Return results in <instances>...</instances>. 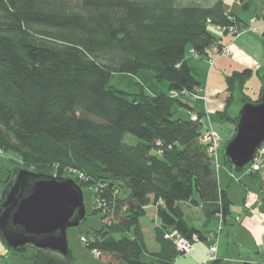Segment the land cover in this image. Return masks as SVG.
Masks as SVG:
<instances>
[{
  "label": "trees",
  "instance_id": "1",
  "mask_svg": "<svg viewBox=\"0 0 264 264\" xmlns=\"http://www.w3.org/2000/svg\"><path fill=\"white\" fill-rule=\"evenodd\" d=\"M238 1L250 9L252 0ZM233 26L242 32L250 24L224 0H0V151L18 154L35 172L55 169L66 177L69 170L83 177L76 180L82 187L98 186L94 196L107 220L87 232L86 245L111 263L174 264L182 252L173 232L209 242L216 233L189 224L186 202L202 204L209 219L231 214L232 201L201 138L205 114L181 98L188 96L173 93L198 94L190 48L215 59L226 48L217 31L241 33L228 30ZM143 74L147 82L137 78ZM251 74L245 68L227 77L228 105ZM163 80L169 91L160 88ZM261 95L245 103L260 102ZM175 105L197 112L175 117ZM218 116L237 125L228 107ZM127 134L137 141L126 142ZM221 152L227 164L245 168ZM248 174L264 212V169ZM150 204L159 219L156 250L148 247L142 223ZM27 246L31 264H74L69 256Z\"/></svg>",
  "mask_w": 264,
  "mask_h": 264
},
{
  "label": "crops",
  "instance_id": "2",
  "mask_svg": "<svg viewBox=\"0 0 264 264\" xmlns=\"http://www.w3.org/2000/svg\"><path fill=\"white\" fill-rule=\"evenodd\" d=\"M233 4L235 5L236 1H234ZM224 6L227 10L248 21L249 24L251 23L256 30H244L238 35L217 31V35L221 39V43H223V45L227 48V51L215 56L210 51L215 58L214 62L211 64L208 57L195 55L193 50L190 48V52L187 55V61L198 73V79L201 82V87L198 88L200 90L198 94L204 95L202 100H200V105H194V107L197 111L199 110L204 112L205 127L217 130L221 134L222 140H226L228 143L236 134V124L231 119L218 116V113L223 112L228 107L230 113L237 117L242 105L245 103V97L256 100L248 93V82L255 75L254 70L256 71L260 68V70H263L262 72H264V0H252L251 7L248 10L250 11L254 7L256 10V16L246 17L241 11L234 8L235 6H228L227 0H224ZM253 18H255V21L252 23L251 20ZM245 68H250L252 74L249 78H247L244 84L243 92L237 91L232 103L228 105L230 92L228 90L227 77L234 72H241ZM261 81L262 84L256 98H258L262 93L264 74L261 75ZM238 102H240L237 105L238 114H234L232 113L231 107L234 103ZM197 111L191 110L190 117H193ZM214 112L217 114L213 115ZM224 164V173L218 172L220 187L227 190L232 201L231 194L228 190L229 188L224 186V177L227 175L232 178L233 171L229 167V164L226 163L225 159ZM248 178L254 181L251 177ZM243 180L244 177L240 178L241 184L245 186L246 180ZM258 195L259 191L253 196L255 199L253 200L252 197L248 202V197H244L247 210L242 216H233L231 206V214L226 218V220H223V218L219 216H213L210 219L209 217L207 218L203 212L202 204H200V206H194L190 202H186L184 204L185 217L187 220H191V222L188 220L189 224L204 230V233L207 235L216 233L214 237L210 238L209 242H204L206 255L208 254L209 245L211 243H215L218 247V259L212 264H244L247 261L254 263L264 262V251L262 250L264 243V212L261 211L260 207L258 209L259 213L257 214H254L253 210L254 205L259 206ZM195 198L198 201L199 197L195 196ZM153 210L154 212L151 220L154 223V227H152L154 231V228L159 223V219L157 209L153 204H150L147 207L146 216H148ZM219 226L222 227L220 230ZM143 229L146 231L144 226ZM152 237L154 239V234H152ZM153 246V250L158 248V244L156 242ZM195 247L191 253H188L189 256L196 249ZM177 261L178 257L175 259L174 263L176 264ZM181 264H202V260L190 258L188 261H184Z\"/></svg>",
  "mask_w": 264,
  "mask_h": 264
},
{
  "label": "water",
  "instance_id": "3",
  "mask_svg": "<svg viewBox=\"0 0 264 264\" xmlns=\"http://www.w3.org/2000/svg\"><path fill=\"white\" fill-rule=\"evenodd\" d=\"M236 122L225 155L243 168L264 143V85L261 101L244 103ZM87 216L84 191L75 179L22 169L0 210V231L9 248L31 245L67 256V231Z\"/></svg>",
  "mask_w": 264,
  "mask_h": 264
},
{
  "label": "rangeland",
  "instance_id": "4",
  "mask_svg": "<svg viewBox=\"0 0 264 264\" xmlns=\"http://www.w3.org/2000/svg\"><path fill=\"white\" fill-rule=\"evenodd\" d=\"M236 1V4L234 5L233 2ZM258 1V0H256ZM227 5L228 6H235L234 8L238 9L245 15L246 17L249 16H256V10L254 7L249 11L245 10L241 4L240 1L238 0H227ZM263 52H264V44H263ZM262 64V63H260ZM263 64H264V55H263ZM263 71V70H262ZM260 68L258 70H254V76L250 79L248 82L249 85V90L248 93L249 95L254 98L258 96V91L261 86V75L264 74ZM137 78H143V80H147L150 77L148 74H143L141 77L138 76ZM147 82V81H146ZM264 84V83H263ZM159 86L161 89L164 91H169V83L167 80H163L159 83ZM204 97L203 94H197L195 97H181L184 102H188L192 106L194 105H200V100ZM238 103H234L231 107L232 113H237L238 112ZM237 106V107H236ZM175 117L181 116V117H190V112L191 110L188 107L181 106V105H175ZM217 113L214 112L213 115H216ZM238 114V113H237ZM220 134V133H219ZM221 137V134H220ZM126 142L130 143H135L137 139L130 135L127 134L125 137ZM226 140H222L221 137V142L219 146V160L217 166L218 172L224 173L223 168L225 166L224 164V157L221 154L222 150L225 149L226 147ZM220 161V163H219ZM0 164L2 165L1 170H0V178L5 180V183H0V210L2 208V205L6 201L8 192L10 190V187L13 185L17 174L20 170L22 169H27L34 171V168L31 166H28L24 164L22 161L21 156H19L16 153L13 152H2L0 151ZM221 166V167H220ZM220 167V168H219ZM229 167L233 171V177L231 178L230 176L225 175L224 177V186L229 188V192L232 197V215L233 216H242L246 213V203L244 200V197L247 198V202L249 201L250 198H252L255 194L258 193L259 187L254 183V181L250 180L249 174L246 171V168L243 169H237L235 167ZM10 172V173H9ZM13 174L12 178L10 181H7V175ZM46 173H49L51 175H58L57 171L55 169H49L48 171H44ZM8 175V177H9ZM63 176L73 178L79 182V180H82L83 177H77L73 171L66 170L63 172ZM244 177V180H246V187L243 186L240 182V178ZM117 187L119 188L118 190L120 192H126L127 189L125 185L122 182H117ZM83 191H84V199H85V205L86 209L88 212L87 219L82 222L80 225L75 226V227H70L67 231V236H68V241H69V248L70 252L67 256L72 258L74 261V264H129L126 261H119L116 263H111L110 261L106 260L104 257H101L100 255L96 254L93 250L89 249L88 246L86 245L85 239L88 240V231L97 228L101 226V224L106 223V218L103 219V212H102V207L100 205V202L96 200L95 198V193L97 191L98 186L97 185H92L89 187L83 186ZM196 197H198V194H195ZM255 197H253V200ZM259 203V202H258ZM259 206L254 205L253 210L254 214L259 213ZM154 210L149 213L148 216L142 217V223L143 226L145 227V235H146V241L148 244L149 248H153L154 246V239L152 237V234H154L153 228L154 223L151 220V217L153 216ZM264 215V214H263ZM198 216V215H197ZM260 217V216H259ZM264 219V218H263ZM190 222L191 220L188 219ZM150 223V224H149ZM212 225V222H211ZM194 247L196 248L193 253L189 256V254H183L181 253L178 256V263H183L184 261H188L190 258L194 259H200L202 260L203 257L206 255L205 254V244L201 240H197L193 242ZM32 247L30 246H23L18 249H12L9 248L2 236L0 234V264H6V263H16V264H31L30 258L32 255ZM205 254V255H204ZM175 264V263H174ZM212 264V263H211Z\"/></svg>",
  "mask_w": 264,
  "mask_h": 264
},
{
  "label": "built area",
  "instance_id": "5",
  "mask_svg": "<svg viewBox=\"0 0 264 264\" xmlns=\"http://www.w3.org/2000/svg\"><path fill=\"white\" fill-rule=\"evenodd\" d=\"M255 21V18H253L251 20V22L253 23ZM219 29H223L225 30L226 27L220 26L218 27ZM229 31L232 32H241L240 30H238L237 27H229L228 28ZM244 30H256L255 27H253V25L250 23V27L248 29H244ZM212 50L214 52H218L219 49L216 46L212 47ZM223 51H227V48H224ZM209 62L212 64L214 62L213 58H208ZM197 92V89H196ZM189 93L187 91H183L182 94L178 93V92H174L173 94L176 95H183V96H193L195 97L197 95V93ZM202 141L208 145V152L210 154V156L213 158L214 162L217 164V166H219L218 164V160H219V146H220V142H221V137L220 134L217 130H215L214 128H206L204 129L203 135H202ZM247 173L251 172V171H256V170H262L264 169V143L262 144V146L259 148L255 159L250 162L248 165L245 166ZM82 177V176H81ZM172 235L176 236V243L178 246V249L185 254L191 253L192 250L194 249V241L188 240L184 237H181L177 232H173ZM87 240L85 239V242ZM195 241H197V237L195 239ZM262 250L264 251V243H263V247ZM96 254L99 255V252L97 250H93ZM217 251H218V247L215 243H211L209 245V251L208 254L202 259V264H210V263H214L217 261L218 259V255H217Z\"/></svg>",
  "mask_w": 264,
  "mask_h": 264
}]
</instances>
